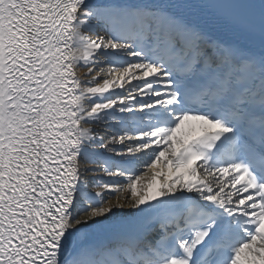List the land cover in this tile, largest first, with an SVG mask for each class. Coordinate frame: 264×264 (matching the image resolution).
I'll list each match as a JSON object with an SVG mask.
<instances>
[{"label": "snow or ice", "instance_id": "6c2138e0", "mask_svg": "<svg viewBox=\"0 0 264 264\" xmlns=\"http://www.w3.org/2000/svg\"><path fill=\"white\" fill-rule=\"evenodd\" d=\"M0 264H264V0H0Z\"/></svg>", "mask_w": 264, "mask_h": 264}]
</instances>
